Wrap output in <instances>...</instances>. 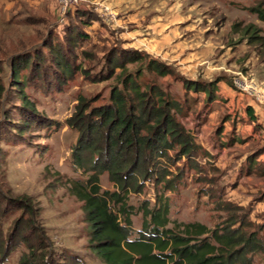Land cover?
Returning <instances> with one entry per match:
<instances>
[{"label":"rangeland","instance_id":"1","mask_svg":"<svg viewBox=\"0 0 264 264\" xmlns=\"http://www.w3.org/2000/svg\"><path fill=\"white\" fill-rule=\"evenodd\" d=\"M259 4L264 7V0L81 2V9L91 19L89 15L82 17L90 23L82 26L89 38L76 49L77 64L93 75L100 71L104 53L111 48L145 53L149 59L172 69L173 75L157 78V82L174 97L186 95L190 111L184 110L189 115L180 120L203 150L207 152L204 147L209 148L213 141L214 146L234 144L226 155L222 150L224 158L219 156L218 163L207 152L212 159L210 163L204 151H199L194 159L201 164L192 166L194 160L178 159L172 151L171 159L151 163L156 172L150 175L144 170L138 172L141 191L122 194L130 206V239L139 237L148 204L153 208L157 198L163 196L170 205V228L175 227V222L223 228L232 213L224 203L231 202L249 214L252 226L246 227V231L257 230L264 240V156L260 157L263 150L255 164L249 166L250 157L262 149H252L251 140L263 147L264 134L253 132L254 139L243 130L247 118L246 107L242 106L247 103L245 96L264 105V22L249 10ZM58 12V0H0V201H5L9 194L32 199L40 209L38 222L54 244L60 264H103L88 248L89 230L83 203L70 193L74 181L89 178L92 163L86 156L83 168L74 163L72 154L79 134L67 125V120L75 113L79 96L95 99L93 106L106 104L114 81L93 83L77 72L63 92H44L38 81L30 82L27 93L44 117L45 128L26 124L22 102L16 90H12L11 58L33 53L50 37L58 41L64 36L71 19H62ZM248 25H254L259 38L244 34ZM134 66L129 65L130 69ZM26 74L27 71L23 72ZM151 79L145 75L141 82L145 85ZM182 79L203 83L218 79L217 102H207L203 92L186 93ZM239 81L254 86L255 96L241 90L236 84ZM230 117H235L233 123L227 121ZM198 136L203 138L204 147ZM224 173L227 186L222 179ZM101 186L103 190H116L107 173L101 176ZM207 187L212 189L209 193ZM18 215L15 212L5 217L1 226L5 233ZM25 251L24 246L18 248L6 264H20ZM253 259L254 264H264L262 253L254 254Z\"/></svg>","mask_w":264,"mask_h":264},{"label":"trees","instance_id":"2","mask_svg":"<svg viewBox=\"0 0 264 264\" xmlns=\"http://www.w3.org/2000/svg\"><path fill=\"white\" fill-rule=\"evenodd\" d=\"M249 10L264 22L261 4ZM87 15L91 19L81 8L70 10L66 18H70L71 23L62 39L56 37L59 39L54 41L50 37L33 53L11 58L10 68L12 90H16L22 102L24 121L44 128L47 126L44 117L27 93L30 82L38 81L44 92H63L77 72H82L93 83L114 81L106 104L93 106L95 99L79 96L76 111L67 120V125L79 134L72 154L74 163L81 168L85 156L90 157L92 163L89 178L74 181L70 187V193L83 203L90 251L103 264H254L253 255L264 254V240L257 230L246 231V227L252 226L249 214L231 202L224 203L232 213L223 228L178 222L170 228V205L163 196H157L153 208L148 204L144 211L139 237L130 239V206L122 194L141 191L142 184L138 183L136 174L141 170L147 175L156 172L151 169V163L161 158L171 159L172 151L178 159L194 160L192 166L201 164L194 158L204 150L180 120L183 115H189L184 110L190 111L186 95L174 97L157 82V78L174 74L168 65L149 59L145 53L117 47L104 53L101 69L93 75L76 63L77 47L89 38L82 27L89 23L82 19ZM237 28L235 24L234 29ZM243 32L259 38L254 25H248ZM129 65H135L134 69ZM25 71L28 74L24 76ZM145 75L152 79L143 85L141 79ZM182 81L186 93L203 92L207 102L217 99L218 79L209 83ZM250 120L256 122L257 118L250 113ZM262 150L264 152V146L250 157V167ZM204 155L208 153L204 151ZM104 173L108 174L115 191L102 189ZM209 188L207 193L212 190ZM3 203L4 207H0V264H6L9 256L21 246L26 251L21 255L20 264H60L54 244L38 222L40 209L34 206L32 199L9 194L5 201H0V205ZM15 212L19 215L5 233L1 227L3 220ZM235 224L238 226L233 228Z\"/></svg>","mask_w":264,"mask_h":264},{"label":"crops","instance_id":"3","mask_svg":"<svg viewBox=\"0 0 264 264\" xmlns=\"http://www.w3.org/2000/svg\"><path fill=\"white\" fill-rule=\"evenodd\" d=\"M246 100H247L246 105L245 104L242 105V106L246 107L245 108V115H244V117L247 118V119L245 118L246 119V123H245V127L243 128V130L246 131V133L249 135V137L252 138V136H253L254 139H255L256 138V135L253 134V132H255L256 134H258V132H262V134H264V130L263 129L261 130V128H264V105L261 104V103L259 104L257 102L258 100L256 98H250V97H246L245 96V101ZM215 101L217 102V99ZM249 109H250L251 115H254L257 118L256 122H251V120H250V113L248 112ZM230 120L233 123L234 120H235V117H232V118L230 117L229 120H227V121L229 122ZM227 121H225V122H227ZM232 123L230 124L231 127H232ZM243 134H244V132H243ZM198 135H199V133H198ZM225 136H226V134L224 135V137ZM240 137H242V136H240ZM197 139H201V141H202L201 142V145L204 147V145H203L204 144V141L202 140L203 138H200L198 136ZM208 139L210 140V137H208ZM240 141L241 142H244V140H240ZM253 141L251 140V143H250L251 145L249 144L250 146H252V149H255V148H258V149L259 148H263L262 146H259L258 141L257 142L255 140H253ZM206 143L209 145V142H206ZM233 146H234V144H231V143H227V144L221 143L219 145L215 143V146H214V141H213L212 142V146H210L209 148H211L214 151L216 150L217 153H212V150H210L209 148H206V147H204V149L212 156V159L215 160L216 163H218L219 156L222 157L221 159L224 158L222 156V150H225L226 151L225 152V155H226L227 152H229L228 150H231V148H233ZM218 148H220V149H218ZM252 151H254V150H252ZM219 153H220V155H219ZM210 155L208 157H206V158H208L209 162L211 163L212 162L211 161L212 159H211V156ZM263 156H264V152L261 154L260 157L262 158ZM231 162L232 161H230V159H229L228 164L230 165ZM246 162L248 163V161H246ZM244 163H245V161H243L242 164H241V171H242V168H243L242 166L244 165ZM225 174L226 173H224L222 179L224 181V186H227L229 184H228V181H227L228 179L226 180L225 177H224ZM245 175L246 176H249V173L248 174L246 173Z\"/></svg>","mask_w":264,"mask_h":264},{"label":"built area","instance_id":"4","mask_svg":"<svg viewBox=\"0 0 264 264\" xmlns=\"http://www.w3.org/2000/svg\"><path fill=\"white\" fill-rule=\"evenodd\" d=\"M83 0H58L59 4V15L62 19H64L67 15V13L70 10H76L81 8V2ZM238 86L243 90L245 93L255 96L257 90L254 86L251 84L246 83L245 81H239Z\"/></svg>","mask_w":264,"mask_h":264}]
</instances>
